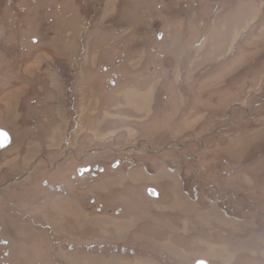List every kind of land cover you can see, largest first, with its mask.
Masks as SVG:
<instances>
[{
    "label": "rangeland",
    "instance_id": "rangeland-1",
    "mask_svg": "<svg viewBox=\"0 0 264 264\" xmlns=\"http://www.w3.org/2000/svg\"><path fill=\"white\" fill-rule=\"evenodd\" d=\"M0 129V264H264V0H0Z\"/></svg>",
    "mask_w": 264,
    "mask_h": 264
},
{
    "label": "water",
    "instance_id": "water-1",
    "mask_svg": "<svg viewBox=\"0 0 264 264\" xmlns=\"http://www.w3.org/2000/svg\"><path fill=\"white\" fill-rule=\"evenodd\" d=\"M0 131H3L5 133H7L8 134V137H9V139H8L7 142L6 141H0V150H3V149L7 148L10 145V143H11V136L9 135V133L7 131H5L3 129H0ZM3 142H6V143L3 145ZM87 171H89V169L79 170V174L81 175L83 172H87ZM149 193L153 197L157 195L156 191L153 190V189H150L149 190ZM197 264H208V263L206 261H199Z\"/></svg>",
    "mask_w": 264,
    "mask_h": 264
},
{
    "label": "snow or ice",
    "instance_id": "snow-or-ice-1",
    "mask_svg": "<svg viewBox=\"0 0 264 264\" xmlns=\"http://www.w3.org/2000/svg\"><path fill=\"white\" fill-rule=\"evenodd\" d=\"M9 137H8V134L3 132V131H0V141H8ZM6 142H3V145L6 143Z\"/></svg>",
    "mask_w": 264,
    "mask_h": 264
},
{
    "label": "bare ground",
    "instance_id": "bare-ground-1",
    "mask_svg": "<svg viewBox=\"0 0 264 264\" xmlns=\"http://www.w3.org/2000/svg\"><path fill=\"white\" fill-rule=\"evenodd\" d=\"M56 57V56H55ZM72 82V81H71ZM75 100V99H74Z\"/></svg>",
    "mask_w": 264,
    "mask_h": 264
},
{
    "label": "flooded vegetation",
    "instance_id": "flooded-vegetation-1",
    "mask_svg": "<svg viewBox=\"0 0 264 264\" xmlns=\"http://www.w3.org/2000/svg\"><path fill=\"white\" fill-rule=\"evenodd\" d=\"M78 173H79V171H78ZM82 175V174H81Z\"/></svg>",
    "mask_w": 264,
    "mask_h": 264
}]
</instances>
